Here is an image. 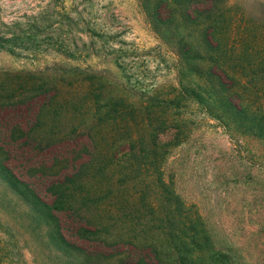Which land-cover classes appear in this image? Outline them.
Wrapping results in <instances>:
<instances>
[{"label": "rangeland", "instance_id": "obj_1", "mask_svg": "<svg viewBox=\"0 0 264 264\" xmlns=\"http://www.w3.org/2000/svg\"><path fill=\"white\" fill-rule=\"evenodd\" d=\"M213 27L181 56L138 0H0V264H264V141L226 127L264 105V0Z\"/></svg>", "mask_w": 264, "mask_h": 264}, {"label": "trees", "instance_id": "obj_2", "mask_svg": "<svg viewBox=\"0 0 264 264\" xmlns=\"http://www.w3.org/2000/svg\"><path fill=\"white\" fill-rule=\"evenodd\" d=\"M138 1L154 32L161 40L167 42L178 55H188L193 52V50L186 45L187 42L190 41V34H187L186 30L191 28L197 29L195 33H198V31H204L206 28L214 25L212 31L209 32L207 47L212 49L215 53L220 49V43L217 42L214 44V42L217 41V32L214 28L219 18H221V14L223 16V10L228 0ZM221 8H223V10H221ZM184 25L186 26L183 27ZM233 87L235 88L236 86ZM233 87L230 89H234ZM229 91L230 90L226 89L222 91V93L226 94ZM230 112L232 119L230 123L226 125L229 130L233 129L236 134L247 136L253 141H264V105L255 107L254 105L249 106L242 103L240 107L236 109L232 108ZM26 136L29 137V134H26ZM9 175L11 187H13L18 192V195L27 202L28 206H34L35 202L31 203L30 200L36 196L33 194L30 185L12 171H10ZM68 185L71 188H69ZM48 190L52 193L50 194L52 197L51 203L48 205L44 201H40L42 206H35L34 208L39 214H42V212L43 214H47L46 217L50 220H55V213L63 212L62 210L68 212L77 204L76 196H74V189L68 178L53 182ZM89 233H91V237H94L93 235H98L95 231H89ZM98 239L101 238L98 237ZM105 242L107 241L105 240ZM143 259H139L138 262Z\"/></svg>", "mask_w": 264, "mask_h": 264}]
</instances>
